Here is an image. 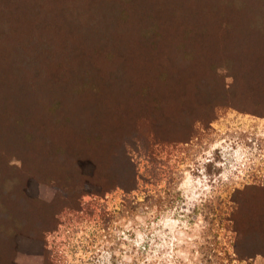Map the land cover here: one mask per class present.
Segmentation results:
<instances>
[{
	"label": "trees",
	"instance_id": "16d2710c",
	"mask_svg": "<svg viewBox=\"0 0 264 264\" xmlns=\"http://www.w3.org/2000/svg\"><path fill=\"white\" fill-rule=\"evenodd\" d=\"M123 77L139 96H111ZM225 107L264 118V0H0V264L20 252L52 264L63 211L128 196L135 156L155 161L156 145L189 142ZM252 189L235 190L226 218L239 261L264 259V187ZM124 201L120 217L144 205Z\"/></svg>",
	"mask_w": 264,
	"mask_h": 264
},
{
	"label": "rangeland",
	"instance_id": "374dc122",
	"mask_svg": "<svg viewBox=\"0 0 264 264\" xmlns=\"http://www.w3.org/2000/svg\"><path fill=\"white\" fill-rule=\"evenodd\" d=\"M135 81L111 78V96L138 95L141 84ZM114 109L120 118L129 116L118 105ZM104 127L87 134L95 146ZM153 152L155 161L135 156L141 176L128 196L121 189L86 194L80 210L59 215L57 230L47 236L52 264H264L261 256L234 259L226 220L235 190L264 187V118L220 108L189 142L158 144ZM56 193L50 184L35 185L40 201L50 202ZM125 198L144 205L120 217ZM243 210L254 212L247 201ZM15 264H43V258L20 252Z\"/></svg>",
	"mask_w": 264,
	"mask_h": 264
}]
</instances>
